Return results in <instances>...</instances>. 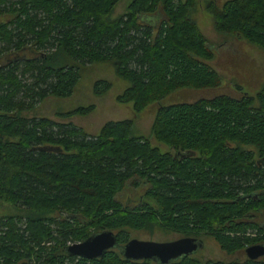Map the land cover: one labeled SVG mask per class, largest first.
I'll use <instances>...</instances> for the list:
<instances>
[{"label":"trees","instance_id":"obj_1","mask_svg":"<svg viewBox=\"0 0 264 264\" xmlns=\"http://www.w3.org/2000/svg\"><path fill=\"white\" fill-rule=\"evenodd\" d=\"M116 1L0 0V201L27 212L0 217V264H156L116 249L92 260L65 252L96 232L111 231L123 245L130 230L151 226L204 234L227 255L264 244V223L256 222L264 218V82L254 96L168 103L174 93L220 85L190 17L194 0H130L110 18ZM205 10L218 33L264 50V0H206ZM99 62L126 83L117 102L134 114L155 106L150 135L170 151L133 136L129 120L90 136L71 122L23 115L48 97H69L79 66ZM108 88L96 81L92 90ZM126 185L144 187V201L118 202Z\"/></svg>","mask_w":264,"mask_h":264},{"label":"rangeland","instance_id":"obj_2","mask_svg":"<svg viewBox=\"0 0 264 264\" xmlns=\"http://www.w3.org/2000/svg\"><path fill=\"white\" fill-rule=\"evenodd\" d=\"M130 0H117L113 5L109 17L113 18L124 12ZM206 0H194V7L190 11V17L194 20L200 34L210 48L213 58L209 65L220 77V85L211 90H183L174 93L168 99V103L175 102L176 99L194 101L200 98H210L213 96L227 95L238 98L241 93L254 96L260 85L264 82V50L254 45L248 44L238 37H230L226 34L218 33L215 29L211 15L205 10ZM222 0H215L220 4ZM78 81L67 98L48 97L40 102L32 111L23 113L27 118H46L54 122H71L76 127L82 129L85 134L93 136L100 127L109 121H131V134L148 138L153 147H157L160 152L170 151L167 147L159 144L150 135V125L155 112V106H148L141 112L134 114L130 104H123L116 101V97L126 87V83L119 79L111 66L107 62L92 63L79 66ZM96 81H105L109 88L103 94L95 95L92 87ZM236 87L240 88L237 90ZM171 100V101H170ZM78 107H91V111L85 115H74L70 118H61L65 112L72 111ZM144 187L132 188L126 185L121 193L116 196L118 202L127 207H133L138 199L144 201L141 194ZM25 210L14 208L5 202L0 201V217L6 218L11 215H25ZM255 221V220H254ZM264 221L263 217L257 218L256 222ZM92 232L93 229L88 228ZM129 239L142 241L169 242L179 237L163 228L156 226L141 229L139 231H129ZM203 239L205 245L196 251L193 257L200 262L221 261L223 263L238 262L246 259L243 251L227 255L220 251L212 239L204 234L198 236Z\"/></svg>","mask_w":264,"mask_h":264},{"label":"water","instance_id":"obj_3","mask_svg":"<svg viewBox=\"0 0 264 264\" xmlns=\"http://www.w3.org/2000/svg\"><path fill=\"white\" fill-rule=\"evenodd\" d=\"M203 247L202 242L191 237H182L169 242L142 241L129 239L123 245L116 242L111 231L91 234L80 242L66 246L70 257L92 260L101 258L107 251L116 249L119 255L130 261H152L156 264H168L182 257H188ZM243 253L247 260L254 261L264 257V244L246 247Z\"/></svg>","mask_w":264,"mask_h":264},{"label":"flooded vegetation","instance_id":"obj_4","mask_svg":"<svg viewBox=\"0 0 264 264\" xmlns=\"http://www.w3.org/2000/svg\"><path fill=\"white\" fill-rule=\"evenodd\" d=\"M262 223H264V221L263 222H261L260 224H262ZM115 235V234H114ZM116 238V237H115ZM191 238H194V237H191ZM133 239V238H132ZM195 239H197V240H200L201 242H202V245L204 246L205 245V242H204V240L202 239H200V238H195ZM114 249H112V250H109V251H113ZM244 250V249H243ZM192 257L194 256V255H191ZM262 258H264V257H262ZM260 259V258H259ZM2 261V260H1ZM12 264H29V261H27V259L26 260H23V259H19V260H11L10 261ZM32 264H34V262L32 261Z\"/></svg>","mask_w":264,"mask_h":264}]
</instances>
